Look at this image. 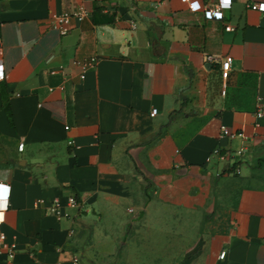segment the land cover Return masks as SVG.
Masks as SVG:
<instances>
[{
	"label": "crops",
	"instance_id": "1",
	"mask_svg": "<svg viewBox=\"0 0 264 264\" xmlns=\"http://www.w3.org/2000/svg\"><path fill=\"white\" fill-rule=\"evenodd\" d=\"M190 1L222 18L182 0H0V235L17 247L0 264H142L123 252L179 256L182 237L199 244L183 264H264V14ZM75 11L68 35L50 27ZM70 196L82 213H45Z\"/></svg>",
	"mask_w": 264,
	"mask_h": 264
},
{
	"label": "built area",
	"instance_id": "2",
	"mask_svg": "<svg viewBox=\"0 0 264 264\" xmlns=\"http://www.w3.org/2000/svg\"><path fill=\"white\" fill-rule=\"evenodd\" d=\"M184 4H186L189 8V10L193 13L201 12L203 11L207 18L209 19H221L222 18V12L221 7L218 2L212 3V4H206L203 5L198 1H190V0H182ZM196 5V7H194ZM247 9L252 11H257L264 14V1L257 2L255 0H250L247 4ZM85 15L82 11H75L72 14H50L49 19V25L52 29L58 31L60 35L66 36L70 32V22L73 17H83ZM226 32H231L232 28L230 26H227L225 28ZM97 63V60L95 58H92L88 61H84L79 64V67L82 71L81 79L83 80L85 78V74L89 69H92ZM232 64L231 58H226L221 62V77L224 80H227L230 72V66ZM5 79L4 69H3V61L0 57V81L2 82ZM264 111H261L258 114V117L262 116ZM157 115V110H152L150 113L151 117H154ZM221 136L222 137H228V138H234L242 136V134L230 132L228 129L222 128L221 129ZM19 151L23 150V145L20 144L18 147ZM239 154H241L239 152ZM43 201H40V204H42ZM85 209L84 204L82 201L76 197V196H70L67 198V200L61 201L59 199H53L48 202L47 207L45 208V213L48 215H51L59 220L61 219H68L71 218V214L68 211L74 210L76 211L77 215L82 213ZM4 236L0 235V248L2 247L3 250H0L2 254H4L8 258H13L15 253L17 252V247L15 244H11L9 246H5L4 244ZM225 252H222L219 256L220 259H224ZM74 262L77 263V260Z\"/></svg>",
	"mask_w": 264,
	"mask_h": 264
},
{
	"label": "rangeland",
	"instance_id": "3",
	"mask_svg": "<svg viewBox=\"0 0 264 264\" xmlns=\"http://www.w3.org/2000/svg\"><path fill=\"white\" fill-rule=\"evenodd\" d=\"M221 209H222L221 206L219 204H216V211L221 210ZM208 222L216 227L215 231H219L222 226L220 220L218 219L213 221V220H210V218H208ZM171 238L174 239V237H171ZM182 238H183V245L181 246L182 248H180L182 249V252L179 254V256L178 255L174 256L173 251L171 252L169 251L167 253L166 258H163L162 256H160L159 258L157 257L155 259L153 258V259L146 260V255L147 256L149 255L147 253L149 250L148 244L141 243V242L135 246H132V248L129 251L123 252V255L124 257H129L131 260H133L134 263H138V262L140 263L141 261L142 264H183V262L187 258H190L193 256L199 244H197V241H196L198 237H182ZM168 241L170 242V239H168ZM155 243L156 242H154L153 245L152 243H150V246L154 247L156 245ZM145 247L147 251H145ZM119 257H120V254L116 253L114 259L110 261L108 260L106 263H98L97 257H92V258H88L87 264H121L119 261Z\"/></svg>",
	"mask_w": 264,
	"mask_h": 264
},
{
	"label": "trees",
	"instance_id": "4",
	"mask_svg": "<svg viewBox=\"0 0 264 264\" xmlns=\"http://www.w3.org/2000/svg\"><path fill=\"white\" fill-rule=\"evenodd\" d=\"M0 88H1V94H2V98H3V101H4V104H6L5 108L7 109V88H6V85L4 83V80L1 82L0 84Z\"/></svg>",
	"mask_w": 264,
	"mask_h": 264
},
{
	"label": "snow or ice",
	"instance_id": "5",
	"mask_svg": "<svg viewBox=\"0 0 264 264\" xmlns=\"http://www.w3.org/2000/svg\"><path fill=\"white\" fill-rule=\"evenodd\" d=\"M194 7H196V5H194Z\"/></svg>",
	"mask_w": 264,
	"mask_h": 264
}]
</instances>
